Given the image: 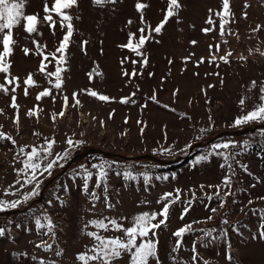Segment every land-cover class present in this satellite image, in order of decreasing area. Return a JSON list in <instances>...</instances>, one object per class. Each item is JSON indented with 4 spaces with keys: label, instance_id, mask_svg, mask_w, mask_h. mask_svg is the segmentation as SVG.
Segmentation results:
<instances>
[{
    "label": "rangeland",
    "instance_id": "obj_1",
    "mask_svg": "<svg viewBox=\"0 0 264 264\" xmlns=\"http://www.w3.org/2000/svg\"><path fill=\"white\" fill-rule=\"evenodd\" d=\"M53 3L26 0L24 13L40 18L38 31L27 33L23 22L12 30L16 43L8 58L10 71L0 73V85L8 90L0 92V133L10 137L0 139V202L3 209L13 208V202L20 209L0 221L4 233L0 264H81L77 256L93 255L90 250L99 243L87 233L124 239L110 221L127 229L136 217L159 214L165 204L170 205L166 226L148 237L158 242V264H264L263 152L247 144L243 133L208 141L222 130L257 123L234 126L237 118L264 103L260 99L264 95V0H229L231 15L224 18L228 22L223 36V21L217 15L222 13L223 0H179L177 14L159 34L152 30L165 19L169 0H116L104 6L78 0L67 10L74 32L67 62L60 65L65 69L60 89L54 87V76L40 71L43 57L36 54L38 43L49 55L44 61L46 72L56 71L51 54L59 56L56 50L66 28L55 13V28L44 19L49 14L45 5L51 8ZM137 3L147 5L143 18ZM141 28L148 39L138 56L123 46L130 34H135V44ZM25 48L30 50L28 55ZM29 74L35 86L25 84ZM45 90L51 95L37 99ZM89 92L110 99L101 101ZM48 141L55 143L51 155L40 152L41 168L68 155L50 173L37 171L36 188L35 183L25 182L31 177L24 168L26 153L33 147L46 149ZM197 141L203 142L200 148L173 167L121 156L150 152L170 158L186 154ZM224 144L229 147H216ZM89 146L116 154L88 153L60 172L70 156ZM101 165L107 172L105 181L99 177ZM125 174L132 178L125 179ZM226 179L231 181L228 186ZM166 194L171 195L164 200ZM41 199L39 211L16 216ZM49 220L54 225L51 231ZM92 221H103L108 230L93 226ZM181 228L188 230L181 238L174 236ZM141 242L138 238L137 244ZM112 264H130V257L122 254ZM149 264L157 261L150 259Z\"/></svg>",
    "mask_w": 264,
    "mask_h": 264
},
{
    "label": "snow or ice",
    "instance_id": "obj_2",
    "mask_svg": "<svg viewBox=\"0 0 264 264\" xmlns=\"http://www.w3.org/2000/svg\"><path fill=\"white\" fill-rule=\"evenodd\" d=\"M116 0H93L94 5L97 6H104L108 3H115ZM26 3V0H0V44L3 46V51L0 52V73L9 74L10 71V63L8 61V58L13 53V46L15 45L16 41L13 37L12 30L16 27L21 26L23 22L24 30L29 33L33 34L38 31V26L40 24V18L37 15H25L24 13V5ZM78 5V0H54V3L51 8L45 5V12L49 13L44 17L45 20H47L50 25L55 28V22L53 21L52 13H55V15L60 17L61 20V26L66 28V34L63 37V40L61 41L60 47L56 50L57 53H59V56L56 54H51V58L53 60L57 61V67L55 72H46L47 65L44 63V61L49 60V55H45L44 52L41 50V45L38 43L36 44V49L38 55H41L43 57L41 61V68L40 71L46 73L48 77H55L56 83L54 85L55 88L60 89L63 84V80L61 77L62 71L65 69L62 68L60 65L65 64L67 62V48L70 46L71 43V37L73 36L74 28L72 24L73 17L68 13L67 10L72 9L74 6ZM179 0H169V6L167 9V13L165 16V19L155 27L152 31L159 34L161 30L163 29L164 25L167 23L168 19L170 17H173L177 14V10L180 8ZM147 7V5L143 3H137L136 8L138 11L141 12V17L143 18V12L142 10ZM217 15L221 16L222 23H221V35H224V23H227L228 21L225 20V17H229L231 15L230 13V5L229 0H223V10L222 13H217ZM208 23H212V20L209 19L207 21ZM131 23V21H129ZM7 30V31H6ZM211 29H204L205 32L210 31ZM144 29L141 28L140 32L142 33L139 37L138 41L133 44V40L135 39V34H130L129 43L127 45H124L123 47L128 48L130 51H133L138 56H142L143 53L140 51L141 48L145 45L147 42L148 37L143 35ZM195 43V42H193ZM25 55L29 54V49L25 48L23 49ZM228 55H231L229 53ZM225 62L227 61L226 57H222ZM144 63H147V60H144ZM124 75H129V73L125 72ZM132 76H135L136 73H131ZM15 80H18V78H14ZM10 83L12 81H9ZM51 83V81H49ZM25 84L28 86H35V81L32 79V75L29 74L27 79L25 80ZM253 87H255V81L252 82ZM7 88H5L3 85H0V92H4L7 94ZM261 92L264 93V87L261 88ZM25 94L27 95V89H25ZM91 96L97 97L101 101H108L110 98L99 95L96 92H89L88 93ZM51 95V92L49 90H45L44 92H41L37 99H40L44 96ZM76 94H74L75 97ZM261 101H264V95L260 96ZM124 103H127V100L122 101ZM80 101L77 99L75 100V104H79ZM245 101L242 99L240 101L241 106H243ZM65 105H67V97H65ZM13 107H18L13 104ZM29 115H35V112H30ZM59 115L62 117L64 115L63 112L59 113ZM252 122H260L264 123V103H261L256 106V108L249 112L247 115H244L242 117H239L235 120L234 126L239 127L244 124L252 123ZM18 123V118H17ZM0 139H10V137H4L2 133H0ZM13 143H15L13 141ZM55 143V141H48L47 148L38 150L37 148L33 147L32 151L30 153H26L27 160L24 163V168L26 170L31 171V177L26 183L32 184L35 183L36 188L39 187V181L38 177L36 175L37 171H40V174L43 175L44 172H49L51 169L57 165L59 159H65L67 158V153H65L63 156H58L55 160H50L46 166L41 168V163L39 162L40 159V152L44 151L48 155H51V148L52 145ZM68 144L72 145L73 141L68 140ZM217 148H228V144L224 145H216ZM23 152L24 150L21 149ZM205 159V157H201V160ZM227 159V157H225ZM100 172L99 177L102 181L106 180L107 172L104 170L103 165L99 166ZM25 175H27V172H25ZM91 177V173H88V178ZM132 178L130 174H125V179ZM147 180V177L145 178ZM231 181L229 179H226L224 181L225 186L230 185ZM97 187L100 185L97 184ZM85 192H87V184H85ZM36 192L34 191L32 195H35ZM93 195H95L93 193ZM171 194H166L163 198L164 200H167L168 196ZM177 193V198H178ZM27 199V197H26ZM175 202V201H173ZM4 202H0V211L3 209ZM17 202H13L11 204V207H16ZM223 206V205H221ZM169 204H165L163 209L159 214L153 213L148 214L144 213L138 217L135 218L134 226L124 229L120 224H118L115 220L110 221V223L113 226V229L115 231L122 232V235L125 237L124 239H121L120 237L110 238L106 239L101 236H99L95 232H89L87 235L90 237H93L95 240L99 241L97 246L90 251L94 253L93 255H88V253H82L77 256V259L81 262V264H89L90 261H99L100 264H112V262L116 259L121 258L122 254L127 253L130 257V264H149L150 259L156 260L158 264V255H157V243L154 242L152 239L148 238L149 233H152V235H155V229H159L161 225L166 226V222L169 215ZM214 212L215 209H212ZM158 217H162V219H158ZM183 218V217H181ZM153 221H157L156 223H153ZM93 224V226L101 228L105 231L108 230V225H106L103 221H92L90 222ZM227 223V221H225ZM38 226L43 227V225H40V221H37ZM49 231H51L54 228V225L49 220L47 225ZM262 228H264V225H262ZM188 230V228H181L175 233H173L174 236L181 238L183 234ZM3 230H0V236H2ZM140 239L142 242L138 245L137 239ZM255 238V237H254ZM260 238L264 239V230L260 232ZM178 247V245H177ZM231 259V257H229Z\"/></svg>",
    "mask_w": 264,
    "mask_h": 264
},
{
    "label": "water",
    "instance_id": "obj_3",
    "mask_svg": "<svg viewBox=\"0 0 264 264\" xmlns=\"http://www.w3.org/2000/svg\"><path fill=\"white\" fill-rule=\"evenodd\" d=\"M257 127H262L264 128V123H260V122H257V123H253V124H249V125H245L239 129H234V130H222L218 133H216L215 135L211 136L208 141H211L212 139H214L216 136H219V135H222V134H242L246 131H251ZM203 142H200V141H197V142H193L189 148H188V151L186 154L184 155H176V156H173V157H160V156H157L155 154H152L150 152H144V153H141V154H136V155H121L125 158H145V159H148V160H154L160 164H168V163H173V162H176L178 161L179 159H183V158H187L188 157V154L189 152L197 147V146H200L202 145ZM92 152H95V153H101L103 154L104 156H112L116 153L114 152H111L110 150H106V149H102L101 147L99 146H89L83 150H80L79 152L73 154L72 156H70L66 162L64 163V165L61 167L60 169V172L64 171L65 168L74 160L78 159V158H81L82 156H85L86 154L88 153H92ZM51 178H49L50 180ZM48 180V181H49ZM47 184V182L42 186L41 190H40V196L37 198V199H40L41 195H42V191H43V188L45 187V185ZM23 209V208H22ZM21 209V210H22ZM20 209L19 208H7V209H4L2 211H0V214H9V213H13V212H17L19 211Z\"/></svg>",
    "mask_w": 264,
    "mask_h": 264
},
{
    "label": "trees",
    "instance_id": "obj_4",
    "mask_svg": "<svg viewBox=\"0 0 264 264\" xmlns=\"http://www.w3.org/2000/svg\"><path fill=\"white\" fill-rule=\"evenodd\" d=\"M242 135L248 137V143L247 144L255 146L256 148L260 149L263 152L262 155H263V158H264V128L257 127V128H255V129H253L251 131L244 132ZM199 148H200V146H197L195 149H192L189 152L188 157L193 155V153H195V151H197ZM185 160H186V158L179 159L176 162L164 164V165H162V167H173L175 165L181 164ZM123 161H129V160H123ZM133 162H135V160H133ZM159 166H161V165H159ZM263 169H264V160H263ZM43 202H44V199H41L40 201L35 202L34 206H31L30 208H28L25 211H20L19 213L16 214V216H18V215L21 216L22 215L23 217H25V216H28L29 214L31 215V214L36 213L37 211H39L40 204L43 203ZM3 218L8 220L9 216L8 215H0V221ZM4 223H6V222L4 221ZM0 225H1V223H0Z\"/></svg>",
    "mask_w": 264,
    "mask_h": 264
}]
</instances>
